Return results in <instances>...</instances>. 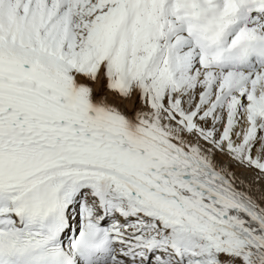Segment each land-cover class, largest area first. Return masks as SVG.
<instances>
[{
	"label": "snow or ice",
	"instance_id": "obj_1",
	"mask_svg": "<svg viewBox=\"0 0 264 264\" xmlns=\"http://www.w3.org/2000/svg\"><path fill=\"white\" fill-rule=\"evenodd\" d=\"M0 264H264V0H0Z\"/></svg>",
	"mask_w": 264,
	"mask_h": 264
},
{
	"label": "bare ground",
	"instance_id": "obj_2",
	"mask_svg": "<svg viewBox=\"0 0 264 264\" xmlns=\"http://www.w3.org/2000/svg\"><path fill=\"white\" fill-rule=\"evenodd\" d=\"M97 89L101 87V85L96 86ZM105 94L108 96L109 100H113V96L111 93L105 92ZM118 105L121 107L122 110L128 112L129 114L134 110L135 107H139V102H138V96H133L132 101H117ZM240 170H238L239 172Z\"/></svg>",
	"mask_w": 264,
	"mask_h": 264
}]
</instances>
